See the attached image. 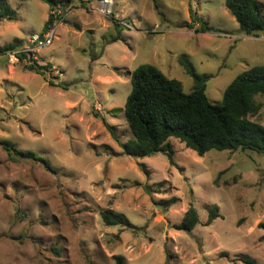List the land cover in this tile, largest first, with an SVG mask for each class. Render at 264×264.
<instances>
[{
    "label": "rangeland",
    "instance_id": "1",
    "mask_svg": "<svg viewBox=\"0 0 264 264\" xmlns=\"http://www.w3.org/2000/svg\"><path fill=\"white\" fill-rule=\"evenodd\" d=\"M6 1L17 15L0 22V47L20 46L0 56V143L56 173L0 146V264H116L119 256L124 264H264V155L199 157L171 139L172 167L162 153L136 159L119 145L133 137L124 107L137 68L153 66L190 94L187 61L209 76L207 97L219 104L238 75L264 65V32L240 34L225 0H113L111 16L97 12L100 0L53 10L41 0ZM191 11L210 33L197 32ZM50 14L55 39L33 50ZM32 61L49 65L45 76L26 69ZM256 120L264 126V107ZM190 205L199 223L186 233L177 227ZM215 206L220 216L208 224ZM110 209L133 228L105 226Z\"/></svg>",
    "mask_w": 264,
    "mask_h": 264
},
{
    "label": "trees",
    "instance_id": "2",
    "mask_svg": "<svg viewBox=\"0 0 264 264\" xmlns=\"http://www.w3.org/2000/svg\"><path fill=\"white\" fill-rule=\"evenodd\" d=\"M51 10L68 8L73 0H41ZM228 12L234 17L239 32L245 37H255L264 32V15L262 4L257 0H225ZM16 11L6 1L0 0V22L13 21ZM191 18L200 25L198 33H210L208 23L202 21L191 11ZM54 16L50 14L44 33L53 24ZM120 25L116 24L118 37L121 41ZM20 46V41L0 47V56L13 53ZM31 55V54H29ZM26 53L18 55L19 60L28 58ZM187 74L193 79L194 87L190 94L183 91L182 84L166 77L157 68L143 65L131 75L132 91L129 94L124 115L132 132V139L126 143L119 142L122 153L136 159L164 154L172 167H176L174 151L169 141H180L186 149L203 157L211 151L231 153L255 152L264 155V126L256 120L264 105L257 99L264 97V65L255 66L240 75L226 88L223 100L219 104L212 103L207 97V81L209 76L198 74L193 66L181 63ZM49 65L40 66L36 61L29 63V72L45 76ZM51 86H56L50 82ZM0 146L11 159H27L41 163L48 171L56 173L49 163L36 154L18 150L11 142H1ZM148 175L145 165H141ZM149 194H158L147 187ZM219 208L212 207L208 224L219 217ZM105 226L133 228L127 218L113 210L102 214ZM199 223L197 210L190 205L184 214L182 223L177 227L191 233ZM261 228H264L261 225ZM57 252V251H56ZM116 264H124L123 257H115ZM244 264H258L249 257H240Z\"/></svg>",
    "mask_w": 264,
    "mask_h": 264
},
{
    "label": "built area",
    "instance_id": "3",
    "mask_svg": "<svg viewBox=\"0 0 264 264\" xmlns=\"http://www.w3.org/2000/svg\"><path fill=\"white\" fill-rule=\"evenodd\" d=\"M114 11L113 0H100L97 4V12L104 16H111ZM56 34V28L50 27L43 35H34L30 40V45L34 49H41L50 46ZM18 55V54H16Z\"/></svg>",
    "mask_w": 264,
    "mask_h": 264
}]
</instances>
